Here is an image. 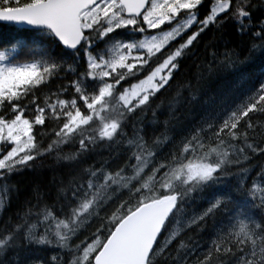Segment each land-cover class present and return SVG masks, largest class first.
Returning <instances> with one entry per match:
<instances>
[{"label":"snow or ice","instance_id":"6c2138e0","mask_svg":"<svg viewBox=\"0 0 264 264\" xmlns=\"http://www.w3.org/2000/svg\"><path fill=\"white\" fill-rule=\"evenodd\" d=\"M204 4L0 0V264H264V0ZM208 32L238 100L184 125L191 81L155 101Z\"/></svg>","mask_w":264,"mask_h":264},{"label":"trees","instance_id":"16d2710c","mask_svg":"<svg viewBox=\"0 0 264 264\" xmlns=\"http://www.w3.org/2000/svg\"><path fill=\"white\" fill-rule=\"evenodd\" d=\"M206 7L207 4L205 3L204 7L201 9L202 15L206 10ZM0 30L8 31L9 29L5 24L0 23ZM231 31H234V29H232ZM213 36L217 38V51L220 53L224 51V43L223 41L219 40L220 33L208 32L204 37V41L198 46L197 57H193L182 62L181 70L176 75V79L172 82L171 87L167 91H164L162 95H160L155 101L156 104H159L161 101L167 104V102L176 95V92L180 85L186 84L188 81H191L193 90L196 91V101L192 103L182 102L180 112L178 113L181 116V124L189 126L195 125L198 122L200 116L203 114V110L205 107H209V109H211L212 107L218 108L219 103L222 99H228L229 102L234 99L238 100V94L235 92V89L241 73L240 71L235 69H219L212 76L201 82V84L197 88L195 77L199 69L195 67V65L202 64L205 59H211L208 53H210L212 49H207L206 51L204 45ZM229 38L238 41V38H236L235 36H231ZM228 46L233 47L235 45L229 44ZM241 58H243V56ZM239 68L244 69L247 73L258 75L261 69L264 68V64H262L259 60H256L250 65H240ZM184 95L185 97H187L189 94L185 92ZM205 102H207V104ZM65 151H70V149L65 148ZM38 175H41V171L39 169L37 170V173H32L26 170L22 176H14L12 180L14 183L18 184V186L21 188L22 193H26L30 189L32 181L36 179ZM42 175L50 178L51 173L46 172L42 173ZM19 206V201L17 200L16 196L13 195L10 211H15ZM89 231H92V229H90ZM194 233L195 230L188 233V235H192ZM87 234L88 233L82 234L81 239H83V236ZM204 239H208L207 233L204 234ZM45 255H49V253H45Z\"/></svg>","mask_w":264,"mask_h":264},{"label":"flooded vegetation","instance_id":"af4514ba","mask_svg":"<svg viewBox=\"0 0 264 264\" xmlns=\"http://www.w3.org/2000/svg\"><path fill=\"white\" fill-rule=\"evenodd\" d=\"M210 2H211V0H205V3L207 4V7H206V10L205 11H207V9H208V7L210 5Z\"/></svg>","mask_w":264,"mask_h":264},{"label":"bare ground","instance_id":"6f19581e","mask_svg":"<svg viewBox=\"0 0 264 264\" xmlns=\"http://www.w3.org/2000/svg\"><path fill=\"white\" fill-rule=\"evenodd\" d=\"M235 76V75H234ZM231 77V76H230ZM234 82V81H233ZM203 93V92H202ZM208 96V95H207Z\"/></svg>","mask_w":264,"mask_h":264}]
</instances>
